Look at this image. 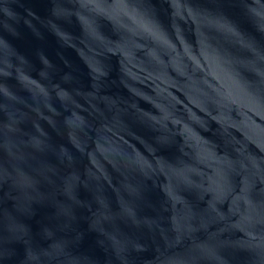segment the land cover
<instances>
[{"label":"water","instance_id":"obj_1","mask_svg":"<svg viewBox=\"0 0 264 264\" xmlns=\"http://www.w3.org/2000/svg\"><path fill=\"white\" fill-rule=\"evenodd\" d=\"M0 264H264V0H0Z\"/></svg>","mask_w":264,"mask_h":264}]
</instances>
